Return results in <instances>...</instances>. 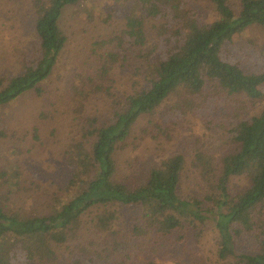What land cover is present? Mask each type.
<instances>
[{
    "label": "trees",
    "instance_id": "obj_1",
    "mask_svg": "<svg viewBox=\"0 0 264 264\" xmlns=\"http://www.w3.org/2000/svg\"><path fill=\"white\" fill-rule=\"evenodd\" d=\"M80 1L87 0L33 2L36 41L31 51L28 48L20 56L18 73L0 76V108L27 91H42L41 84L53 74L66 44L60 24L64 9ZM119 1L129 3L130 12L124 17L123 29L105 41L111 47L97 58L103 66L128 67L131 77L140 76L144 86L127 95L110 120L94 125L95 117H85L88 126L82 127L83 135H93V143L87 150L78 142L67 151L71 173L65 183L67 196L63 200L57 197L47 214L11 211L0 195V264H60L59 260L63 264H97L88 257L91 255L77 252V246L68 240L86 214L89 220L96 215L95 227L105 230L116 218L115 207L123 206L139 207L140 218L162 234L170 233L182 220L202 225L210 222L218 235L219 258L233 256L241 264H264V235L253 232L257 219L253 211L264 202V110L230 122L236 148L222 155L218 164L200 150L193 154L191 163L209 188L201 197L179 193L185 163L180 153L163 157L138 186L129 188L115 177L119 143L131 136L140 117L153 114L180 88L195 95L207 93L208 108L190 100L205 127L218 124L209 122L210 113L220 110L218 105L227 102L226 96L227 106L237 94L245 102L264 99V0H207L215 12L208 22L198 15L188 16L181 0ZM146 18L162 20L156 31L157 43L149 50L144 49ZM252 26L263 32V41L254 46L253 53L252 45L234 44V37ZM177 108L178 118L183 117L187 110ZM169 113L167 120L177 114ZM219 120L223 124V117ZM237 177L248 183L231 194L230 182ZM137 228L141 227L132 225L130 231ZM244 236L253 244L237 252V239L244 241ZM61 246L69 249L67 256L57 252ZM79 248L86 251L84 246Z\"/></svg>",
    "mask_w": 264,
    "mask_h": 264
},
{
    "label": "rangeland",
    "instance_id": "obj_2",
    "mask_svg": "<svg viewBox=\"0 0 264 264\" xmlns=\"http://www.w3.org/2000/svg\"><path fill=\"white\" fill-rule=\"evenodd\" d=\"M34 1L0 0V76L18 73L20 56L33 48ZM181 2L188 16L198 15L201 21L208 22L215 15L207 0ZM129 12L130 4L119 0H87L68 6L60 20L66 44L53 74L41 84L42 91H27L0 108V195L11 211L43 215L55 205L57 197L63 200L67 196L65 183L71 176L67 151L78 142L88 150L94 140L93 135H83L82 127L88 126L85 117H95L94 125L110 120L114 110L123 105V99L144 86L140 76L131 77L128 67L103 66L104 62L97 58V54L111 47L105 41L123 29L124 17ZM161 22L145 19V50L157 43L156 31ZM262 41L263 32L257 26L234 37L235 45H252V53L256 52L254 46ZM251 57L248 58L252 61ZM206 94L195 95L180 88L153 114L140 117L131 136L119 143L116 150V180L129 188L138 186L163 157L180 153L185 159L180 195L201 197L207 193L209 188L191 163L193 154L200 150L212 157L213 164H218L222 155L236 148L229 131L230 122L248 119L264 110V99L245 102L237 94L230 106H227L229 96L225 97L224 105L220 102L223 98L219 99L220 110L211 112L209 121L218 124L205 127L190 100L191 104L208 108ZM178 106L187 110L180 118ZM168 110L169 115L177 112L169 120ZM221 117L223 124L218 121ZM247 183L246 178H233L231 194ZM137 208L115 207L118 218L105 230L95 227L96 215L89 220L86 214L68 243L76 245V251L84 257L91 255L88 257L97 264L104 261L108 264H241L233 256L218 257V235L210 222L202 225L182 220L170 233L162 234L140 218L142 212ZM253 213L257 218L253 232L264 235V202ZM132 225L141 228L130 231ZM244 237V241L237 239V252L248 250L253 244L248 236ZM82 246L86 251L79 248ZM65 247L61 246L57 252L67 256L70 251ZM95 253L97 258H93ZM59 262L63 264V260Z\"/></svg>",
    "mask_w": 264,
    "mask_h": 264
}]
</instances>
